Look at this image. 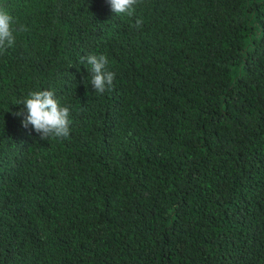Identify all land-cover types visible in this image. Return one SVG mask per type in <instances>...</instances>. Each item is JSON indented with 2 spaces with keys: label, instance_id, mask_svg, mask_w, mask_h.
Instances as JSON below:
<instances>
[{
  "label": "trees",
  "instance_id": "obj_1",
  "mask_svg": "<svg viewBox=\"0 0 264 264\" xmlns=\"http://www.w3.org/2000/svg\"><path fill=\"white\" fill-rule=\"evenodd\" d=\"M0 8L27 29L0 55V264H264V0ZM38 90L69 138L22 126Z\"/></svg>",
  "mask_w": 264,
  "mask_h": 264
},
{
  "label": "clouds",
  "instance_id": "obj_2",
  "mask_svg": "<svg viewBox=\"0 0 264 264\" xmlns=\"http://www.w3.org/2000/svg\"><path fill=\"white\" fill-rule=\"evenodd\" d=\"M139 2L140 0H108L112 12L129 18L135 16ZM16 23L7 10L0 8V55H4L15 44L17 32L27 31L24 25L16 27ZM142 23V19L136 18L134 26L139 28ZM81 62L90 66V84L95 92L104 94L113 90L115 73L108 70L109 60L106 55H89L82 57ZM17 104H23L27 110L26 114L23 110L15 113L17 116H23L22 126L28 128L31 125L42 140L69 138L70 108L62 105L53 91H31L26 99L18 101Z\"/></svg>",
  "mask_w": 264,
  "mask_h": 264
}]
</instances>
